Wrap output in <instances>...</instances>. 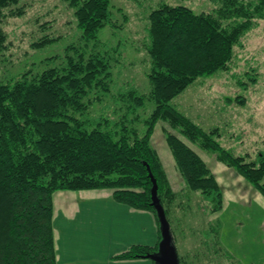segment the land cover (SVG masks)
Wrapping results in <instances>:
<instances>
[{"label":"trees","instance_id":"obj_1","mask_svg":"<svg viewBox=\"0 0 264 264\" xmlns=\"http://www.w3.org/2000/svg\"><path fill=\"white\" fill-rule=\"evenodd\" d=\"M21 1L0 0V23L22 16ZM64 2L73 11L81 44L67 46L63 57L45 59L54 65L40 73L28 70L7 82L0 77V264H57L52 226V195L57 191L110 190L117 203L150 213L158 231L156 245H132L112 260L156 254L161 236L149 174L156 181L176 250L168 218L175 193L150 144L160 121L215 154L264 198V155L255 162L233 155L216 140L217 128L206 131L170 105L197 79L229 72L234 48L264 20V0H221L215 10L201 13L160 2L148 14L149 92L115 94L123 111L118 108L110 117L98 118L88 112L110 95L111 62L120 53L99 37L103 29L116 27L111 0ZM7 38L0 27V53L7 50ZM53 41L43 38L32 46L43 48ZM148 102L154 107L141 120L138 112ZM164 135L186 188L212 197L213 211L220 210L223 196L211 170L177 136L166 129Z\"/></svg>","mask_w":264,"mask_h":264},{"label":"rangeland","instance_id":"obj_2","mask_svg":"<svg viewBox=\"0 0 264 264\" xmlns=\"http://www.w3.org/2000/svg\"><path fill=\"white\" fill-rule=\"evenodd\" d=\"M160 2L185 6L195 13L211 12L221 4V0H111L116 27L103 29L99 37L107 48H117L120 53L114 54L111 62L110 95L90 108L91 118L106 114L110 117L118 108L123 111L115 94L149 92L146 74L150 62L145 51L148 14ZM18 7L23 10L22 16L0 23L8 37L7 50L0 53V77L4 82L28 70L40 73L54 65L46 64L45 59L63 57L67 46L81 44L73 11L64 0H23ZM43 38L54 41L43 48L32 46ZM230 66L229 72L197 79L170 105L206 131L217 128L216 140L223 149L255 162L264 155V20H258L241 38ZM237 80L245 85L239 87ZM153 107L151 102L146 103L138 112L140 119L148 117ZM165 129L190 147L211 170L223 196L220 210L213 211L212 197L186 188L166 144ZM150 144L175 193L168 218L181 264H264V198L232 168L219 163L215 154L200 149L165 122L155 125ZM71 196L68 191L52 195L54 215ZM55 225L58 233H65L61 219Z\"/></svg>","mask_w":264,"mask_h":264},{"label":"crops","instance_id":"obj_3","mask_svg":"<svg viewBox=\"0 0 264 264\" xmlns=\"http://www.w3.org/2000/svg\"><path fill=\"white\" fill-rule=\"evenodd\" d=\"M71 194L70 201L59 205L57 215H54L53 206L57 264H152L148 259L112 260L113 256L132 245L156 244L158 231L150 213L117 203L110 190H86ZM58 219L64 222L65 233L62 235L55 225Z\"/></svg>","mask_w":264,"mask_h":264},{"label":"water","instance_id":"obj_4","mask_svg":"<svg viewBox=\"0 0 264 264\" xmlns=\"http://www.w3.org/2000/svg\"><path fill=\"white\" fill-rule=\"evenodd\" d=\"M149 177L152 183L151 205L154 207L157 214L160 226L161 241L158 244V252L156 254L147 255L146 258L155 262L156 264H179L176 250L172 245L169 223L164 209L157 198L156 181L151 174H149Z\"/></svg>","mask_w":264,"mask_h":264}]
</instances>
